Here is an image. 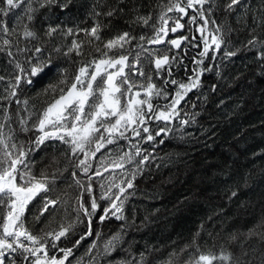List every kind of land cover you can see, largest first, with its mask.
Returning a JSON list of instances; mask_svg holds the SVG:
<instances>
[{
	"label": "trees",
	"instance_id": "trees-1",
	"mask_svg": "<svg viewBox=\"0 0 264 264\" xmlns=\"http://www.w3.org/2000/svg\"><path fill=\"white\" fill-rule=\"evenodd\" d=\"M167 3L168 0H123L124 11L110 18L103 14L96 16L93 12L104 13L113 7L119 8L121 5L117 0H70L65 9L51 7L37 12L30 25L36 33L35 39L22 37L23 24L28 22L24 20L17 26V17L8 18L9 26L15 27L16 31L7 37L0 35V47H3V39L11 41V46L0 52V76L4 77L0 80V96H7L9 84L14 85L15 77L23 75L16 63L27 68L29 57L52 59L58 67L67 69L72 77L82 62L100 58V53L95 51L97 47L103 48L109 39L124 32L135 37L130 45H125L133 52L130 61L134 53L140 51L138 45L153 50L154 56L167 54L176 57L157 74L151 63L154 56L146 59L147 53L141 54L140 67L153 77L157 85L173 79L186 83L185 75L192 76L206 66L211 69L202 71L200 86L189 92L182 101L180 118L167 125L170 129L167 135L155 138L154 147L126 139L116 143V149H132L134 155L133 145H136L143 154L150 155L149 160L140 166V171H136L135 163L127 171V179L133 178V172L135 178L134 187L127 189L123 220L110 218L103 223L99 221L107 201L100 199L103 191L94 183L95 176L92 194L76 185L75 179L81 180L84 185L89 183L75 167L82 159V153L74 156L70 147L56 140H47L39 148L33 143L40 135L34 127L38 123L36 115L47 107L54 96L59 95L51 91L44 94L49 84L57 82L55 70L36 84L22 82L17 97L11 103L0 101V123L6 124L5 133L11 132L15 137L11 142L22 145L28 152L26 163L35 178L41 180L43 176L48 177L50 190L40 192L29 203L24 214L25 227L33 234L43 236L45 232L59 231L62 225L67 227L72 224V231L59 242L60 248H73V255L69 257L71 264H101L102 261L107 264V258L100 253L105 241L122 225L125 233L121 241L123 250L117 255H129L140 260V253H144L146 264H167L170 259L172 264H193L200 255L217 257L212 264H229V261L219 259L221 254L231 255L234 264L241 251H247L248 258H252L254 251L264 252V241L257 237L249 239L244 248L231 242L233 234L247 233L264 218V61L257 58L259 45L256 48L244 47L251 29L255 27L251 18L259 19L264 15V0H245L247 7L226 20L234 29L229 34L231 43L228 47L238 51V54L228 58L223 50L214 51L211 55L216 58L204 57V63L199 66L195 60L201 59L199 52L203 50V45L191 41L187 19L182 21L186 25L185 35L189 37L185 51H173L168 44L149 45L139 40L140 36L151 38L155 29L161 27L159 17L166 11L164 6ZM167 15L175 17L180 14ZM138 17L151 19L145 24ZM209 19L225 21L219 10ZM202 23L198 18L194 24L196 39V28ZM95 24L101 25L102 39H93L89 43L90 37L78 30L90 29ZM173 25L170 21V26ZM49 26L59 30L53 37L45 34ZM213 27L209 25L210 29ZM68 29L74 30L72 36L63 35ZM256 31L264 35L259 28ZM73 39L83 42L82 55L71 53L65 56L64 52ZM197 43L199 47L195 46ZM36 47L41 48L42 52L36 53ZM8 51L13 55L9 56ZM132 79L137 84L147 83L140 76ZM167 90L172 95L177 86L169 84ZM17 99L19 104L16 103ZM153 103L161 106L162 98H153ZM3 108L8 109L10 120L7 122ZM21 119L28 123L21 126ZM181 120L189 122L181 125ZM22 127L28 131H22ZM97 157L94 162L91 161L93 169H90L89 175L101 165L103 158L99 153ZM73 171L78 173L75 179ZM232 192L237 195L233 197ZM81 195L89 210L93 198L99 204L91 218V235H86L89 218L78 211V197ZM47 199L58 202L41 216L40 211ZM77 216L80 217L79 221ZM81 236L84 239L73 247ZM94 243L97 247L89 251ZM181 249L186 251L181 252ZM49 254L63 255L52 249H49ZM20 264L29 262L21 260ZM66 264L69 262L66 261ZM256 264H260L259 259Z\"/></svg>",
	"mask_w": 264,
	"mask_h": 264
},
{
	"label": "snow or ice",
	"instance_id": "snow-or-ice-1",
	"mask_svg": "<svg viewBox=\"0 0 264 264\" xmlns=\"http://www.w3.org/2000/svg\"><path fill=\"white\" fill-rule=\"evenodd\" d=\"M70 0H0V35L5 37L16 31L15 27H10L8 18L17 17L19 26L20 22L26 20L28 23L23 24V38H36V33L31 30V22L36 18V14L40 9H48L51 7H60L65 9L68 7ZM121 5L119 8L113 7L111 10L99 13L93 12L94 15L101 14L107 17H113L124 11L123 0H117ZM165 12H162L159 20L161 27L156 28L154 35L151 38L140 36V41H146L149 45L168 44L173 48L180 49L182 43L189 41V37L180 35L175 39H166L169 32L175 34L178 31L185 29L186 25L182 21L187 19L188 24H196L199 18L202 24L198 25L200 33L199 40L203 43V50L199 52L201 59L195 60L197 66L204 63L203 58L208 57L215 59L212 52L223 50L224 55L228 58L234 57L238 51H234L228 47L231 43L230 33L234 31L226 20L238 11L247 7L245 0H168L164 6ZM189 10L194 15L189 16ZM216 10H219L225 17V21L218 22L216 19L209 17L216 15ZM264 11V10H262ZM167 13H178L179 16H168ZM145 24L151 17H138ZM170 21L174 26H170ZM251 23L255 25L250 31V38L245 48H256L259 45L257 58L264 61V35L257 34L256 29L259 28L261 33H264V15L259 19L251 18ZM213 28H209V25ZM58 29L49 26L46 35L53 37L58 33ZM73 29H68L63 35L72 36ZM86 36L90 37L89 43L92 40H101V25L95 24L90 29H79ZM135 39L128 32L117 35L104 43L103 48L97 47L96 52L100 53V58H93L91 61L82 62L78 71L74 76L70 77L67 69L60 68L52 59L42 60L39 58L32 59L29 57L26 61L27 68L16 63V67L23 75L15 77V84H9L8 95L0 96V101L11 103L12 99L17 97L20 86L23 83L33 85L54 70L57 72L58 79L56 83L49 84L44 89V94L49 91L59 93L47 104L44 110L36 115L38 121L34 125L36 130L41 133L33 142L36 148H39L47 140H60L62 143L68 144L71 147L74 156L82 153L83 159L75 165L76 168L82 170L83 175L89 181L88 184H82L81 180L75 179L78 176L76 171H73V178L77 186L92 194L94 192L93 176L103 177L104 172L109 170H122L123 175L127 174L125 165L136 164V171H140V166L144 165L150 158L149 154H143L142 150L133 145L134 155L130 152H117L115 158L112 156V150L109 146L116 144L118 141L128 139L126 133L131 137L140 138L148 142H152L156 137L162 134L167 135L170 129L167 125L172 123L174 119L180 118V106L185 97L193 89L200 86V76L203 70L211 71L205 67L201 71L194 72L190 76L187 83L178 82L176 80H165L162 85H157L153 82V77L140 67L141 54L147 53L146 59L154 56L151 49L143 48L138 45L140 51L134 53L133 57L131 48L126 49L125 45H130ZM196 40V37L192 38ZM11 46V41L7 38L3 39V47H0V52ZM199 47L197 43L195 45ZM83 42L73 39L71 46L64 52L65 56L75 53L76 56L82 55ZM60 51V49H55ZM18 51H26V49H18ZM36 53H41L42 49L35 48ZM7 54L12 56L13 53L8 51ZM175 56L167 54L161 56L155 54L154 63L156 73L167 68L171 61L175 60ZM113 69V71H109ZM127 69V71H126ZM168 74L171 75L170 70ZM143 77L147 83L137 84L132 77ZM4 77L0 76V80ZM177 86L175 95L172 96L167 90V85ZM215 87V86H214ZM134 89H140L134 91ZM7 91V90H6ZM163 98L166 103L162 106L154 104L153 98ZM16 103L20 101L17 99ZM27 104V101L24 102ZM4 120H10L8 109L3 108ZM164 122L163 127H159L154 133L146 126L150 121ZM188 120H181V125H186ZM27 120L21 119V126L26 125ZM5 123H0V264H20L21 260L29 262V264H66V261L71 264L69 257L73 255V248H60L59 242L62 238H66L72 231L73 225L67 227L61 226L59 231L45 232L43 236L33 234L24 224V214L29 203L40 192H48L50 190L47 176H43L41 180H37L28 164L26 163L28 152L24 150L22 145L12 143L15 139L14 135L9 132L5 133ZM22 131H28L22 127ZM145 134V135H142ZM104 157L109 161L105 163L101 160L99 168H95L91 175L90 169H93L91 160L93 158ZM136 157H141L136 160ZM101 168L103 171H101ZM132 179L120 180L117 183L118 177H113L108 180L100 199L109 201V207L104 208V214L99 216V221L103 223L105 220L115 218L123 220V207L127 199V189L134 187ZM53 179H55L53 177ZM126 185V187H125ZM116 189L117 191H113ZM236 192H232L235 197ZM78 211H82L85 217H88L89 231L86 235L92 234V217L99 208L97 199L91 200V210L86 207V202L83 196L78 197ZM57 200L47 199L44 207L40 211L43 216L49 211V207H54ZM6 210V211H5ZM39 219V217H37ZM80 217L77 216V221ZM97 235H99L97 233ZM125 235L124 226L105 241L103 251L100 253L102 257L107 258V264H146L144 253H140V260L125 255L123 257L117 254L123 250L122 238ZM243 237V240H241ZM252 237L260 238L264 241V218H262L256 226L250 228L247 233H236L231 236V242L239 244L244 248L246 242ZM84 236L76 240L73 247L78 246ZM97 245L94 243L89 251L95 249ZM49 249L62 252V256L50 255ZM186 249H181V252ZM172 255H177L173 253ZM247 251H241L239 256L235 258L234 264H256L259 259L260 264H264V252H253L252 258H248ZM217 257L208 255H200L193 264H212V261ZM222 261H229L233 264V257L227 254H221L219 257ZM103 264V261L101 262ZM167 264H172L171 259Z\"/></svg>",
	"mask_w": 264,
	"mask_h": 264
},
{
	"label": "rangeland",
	"instance_id": "rangeland-1",
	"mask_svg": "<svg viewBox=\"0 0 264 264\" xmlns=\"http://www.w3.org/2000/svg\"><path fill=\"white\" fill-rule=\"evenodd\" d=\"M189 15H194V13L191 12V11L189 10ZM197 29H198V27L196 28L195 34H196V36H197L198 39H199L200 33L198 32ZM169 33H170V32H169ZM166 39H170L169 35H168V37H166ZM201 44L203 45L202 42H201ZM160 45H163V44H160ZM169 47H170V46H169ZM170 48H171V47H170ZM171 49H172V48H171ZM109 71H113V69H109ZM189 77H190L189 75H185V79H184V80H187L186 83L188 82ZM175 92H176V91H174V92L172 93V96L175 95ZM154 98H158V97H154ZM165 103H166V101L162 98V104H161V106H162L163 104H165ZM146 126H148V125H146ZM163 126H165V125H164V122H157V121L153 120V126H148V127H149V128L153 131V133H154L156 130H158L159 127H163ZM40 135H41V133H40ZM142 135H145V134L142 133ZM126 136L129 137L128 139H126V141L130 140L131 142H137V143H141V142H143V143H146L147 145H150V146H153L154 143H155V140L152 141V142H148V141H146V140H142V139H140V138L131 137V135H130L129 133H126ZM160 137H161V136H160ZM56 141L61 142L60 140H56ZM64 144H65V143H64ZM65 145L68 146V147H70L68 144H65ZM115 145H116V144L109 146V148L112 150V153H111V154H112L113 158H115V153H117V152H130V153L133 152L132 149H126V150H124V149L120 150V149H118V148L116 149V148H115ZM153 147H154V146H153ZM70 148H71V147H70ZM116 151H117V152H116ZM131 151H132V152H131ZM102 158H103V160H104V162H105L106 164L109 163V161H108L107 159H105L104 157H102ZM82 159H83V154H82ZM94 159H95V158H93L91 161L94 162ZM125 167H126V169H127V171H128L130 165H125ZM78 169H79V168H78ZM79 171L82 173V170H81V169H79ZM101 171H103L102 168H101ZM129 171H130V170H129ZM121 173H122V170H119V169H117V170H115V171L109 170L108 172H104V173H103V177H95L94 183L96 184L97 187H99V189H102V191L104 192L105 188H102L101 185L103 184V185H105V187H107L108 180L112 179L114 176H115V177H118V179H117V183H119L120 180H125V179H127V176H126V175H123V174H121ZM125 187H126V185H125ZM113 191L115 192V191H117V190H116V189H113ZM38 194H39V193H38ZM106 201H107V200H106ZM107 207H109V201H107ZM87 264H89V263H87Z\"/></svg>",
	"mask_w": 264,
	"mask_h": 264
},
{
	"label": "water",
	"instance_id": "water-1",
	"mask_svg": "<svg viewBox=\"0 0 264 264\" xmlns=\"http://www.w3.org/2000/svg\"><path fill=\"white\" fill-rule=\"evenodd\" d=\"M182 32H183V30L178 31V32L175 33V34H173V33L170 32L169 36H170L171 38L175 39V38H178V37H176V36L179 35V34H182ZM183 45H184V42L182 43V46H181L180 49L173 48L171 45H169V46H170L174 51H180V50L182 49ZM184 50H187V49H184Z\"/></svg>",
	"mask_w": 264,
	"mask_h": 264
},
{
	"label": "flooded vegetation",
	"instance_id": "flooded-vegetation-1",
	"mask_svg": "<svg viewBox=\"0 0 264 264\" xmlns=\"http://www.w3.org/2000/svg\"><path fill=\"white\" fill-rule=\"evenodd\" d=\"M148 125H150V124H148Z\"/></svg>",
	"mask_w": 264,
	"mask_h": 264
}]
</instances>
